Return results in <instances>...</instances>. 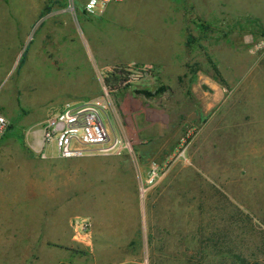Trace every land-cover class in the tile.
I'll return each instance as SVG.
<instances>
[{
    "label": "rangeland",
    "instance_id": "rangeland-1",
    "mask_svg": "<svg viewBox=\"0 0 264 264\" xmlns=\"http://www.w3.org/2000/svg\"><path fill=\"white\" fill-rule=\"evenodd\" d=\"M50 8L60 5L0 0V47L37 42ZM75 20L82 33L69 32L63 81L19 82L18 67L0 68L11 74L0 82V112L13 121L4 138H26L66 102L96 97L106 85L113 109L102 118L132 152L39 169L49 193L68 197L75 242L55 241L52 258L36 259L13 228L11 242L0 243V264H74L70 250L89 264H264V0H125ZM100 46L109 48L108 63L159 61L116 65L132 66L117 73L135 76L126 86L108 83L116 71L102 82ZM88 203L103 235L91 242L78 227Z\"/></svg>",
    "mask_w": 264,
    "mask_h": 264
},
{
    "label": "crops",
    "instance_id": "crops-1",
    "mask_svg": "<svg viewBox=\"0 0 264 264\" xmlns=\"http://www.w3.org/2000/svg\"><path fill=\"white\" fill-rule=\"evenodd\" d=\"M53 2L60 5V10L55 12L50 8L47 12L43 11L41 13L39 17L42 20L41 30L39 31L37 42H33L32 45L26 49L17 51L11 48L0 47V68L18 67V71L14 75L17 77L16 81H63L66 72L63 70L64 63L67 62L69 58V53H67L69 32L72 29L73 37H78L79 34L82 33L75 19H77L79 13L87 15L88 17L100 16L86 13L83 7L78 4L75 8V12H69L68 0L65 1L66 3L62 0H53ZM109 7L103 14L108 11ZM54 37L56 39L55 47L53 44ZM103 49H105V51ZM107 49L109 48L100 46L96 50L99 57L96 71L102 82L103 75L107 69L110 70L116 67V65H131L141 61L143 66H151L159 61V58L156 59L154 56H150L145 59L135 57L129 61H110L108 63L104 60L106 52H108ZM74 66H76V64ZM10 75V72L1 69L0 82H3L5 78ZM35 76L37 77L33 78ZM49 76L56 78H50ZM43 77H47V79ZM84 77L85 73H82L81 78H83V82L85 80ZM81 78L79 77V79ZM101 95L102 92L96 97L68 101L66 103L92 100ZM5 116L10 121L11 126H13L11 118L7 115ZM45 120L38 125L40 128H38V126L31 127L30 132L24 139L3 138L0 142V243L11 242L14 228V233L17 232V236L21 237L19 242L23 244L27 242L30 243L29 250L27 247H25V250L27 248V251L35 253L36 259L40 258L41 260L48 261L54 254L55 247L53 243L55 241L65 239L66 242L71 244H74L75 241L71 233H69L70 231H68L70 215L69 206H64L63 203V199L67 197H64V190L62 189L56 195H53L49 193L50 189L46 184L42 185L41 182H38L45 179L47 175V172L39 171V169H49L50 166L60 167L63 166L62 163L65 161L55 155L47 159H43L40 156L43 123ZM64 163L66 164V162ZM130 177L132 178V174H130ZM61 185L64 186L67 184L62 182ZM66 192L68 194V190H66ZM54 205L56 207H54ZM91 210H93L92 204L91 206L88 205L83 207L84 217L82 218L89 219L92 224L90 236L84 237L88 242L92 241L93 235L96 238L99 236L103 238V235L98 229L97 220L93 216ZM55 211L57 212L56 217ZM55 218L57 219L56 223L54 222ZM109 228L110 226L105 227L107 234ZM108 236L111 237V240H115L112 239L113 235L111 233H109ZM104 240L107 241L109 239ZM68 252L69 258L70 260L72 259L74 264H89L86 258L79 260L75 255L73 256L71 250L67 251V253ZM94 264L116 263L94 262Z\"/></svg>",
    "mask_w": 264,
    "mask_h": 264
},
{
    "label": "built area",
    "instance_id": "built-area-1",
    "mask_svg": "<svg viewBox=\"0 0 264 264\" xmlns=\"http://www.w3.org/2000/svg\"><path fill=\"white\" fill-rule=\"evenodd\" d=\"M69 12L81 5L88 14L102 15L113 3L124 0H68ZM132 66L111 68L103 75L106 81L116 71L118 74L132 72ZM152 67H146L141 72L148 73ZM135 76L128 74L120 81L126 86L131 84ZM113 90L103 86L102 95L96 99L66 103L60 110L51 113L43 123L40 156L47 159L56 156L63 160L79 159L95 154L105 156H122L132 152L130 141L113 137L109 127L104 123L103 114L113 109ZM11 128L7 117L0 113V142ZM91 221L80 220L78 227L84 234L91 232Z\"/></svg>",
    "mask_w": 264,
    "mask_h": 264
},
{
    "label": "trees",
    "instance_id": "trees-1",
    "mask_svg": "<svg viewBox=\"0 0 264 264\" xmlns=\"http://www.w3.org/2000/svg\"><path fill=\"white\" fill-rule=\"evenodd\" d=\"M193 41H194V39L192 38V37H190V39H189V43H193ZM22 62H23V60H22ZM122 80V78H121V76H119L118 74H117V72L116 73H114V74H112V78L111 79H108V83L109 82H115V81H121ZM145 94H147V93H145ZM13 126H11V128H12ZM10 128V129H11Z\"/></svg>",
    "mask_w": 264,
    "mask_h": 264
}]
</instances>
